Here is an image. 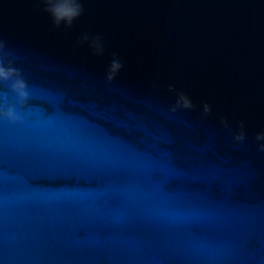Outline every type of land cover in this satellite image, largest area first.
Wrapping results in <instances>:
<instances>
[{"label":"water","instance_id":"95a60500","mask_svg":"<svg viewBox=\"0 0 264 264\" xmlns=\"http://www.w3.org/2000/svg\"><path fill=\"white\" fill-rule=\"evenodd\" d=\"M80 3L0 0V264H264V0Z\"/></svg>","mask_w":264,"mask_h":264},{"label":"clouds","instance_id":"9594fccd","mask_svg":"<svg viewBox=\"0 0 264 264\" xmlns=\"http://www.w3.org/2000/svg\"><path fill=\"white\" fill-rule=\"evenodd\" d=\"M43 3L46 5V11L50 14L53 23L56 26L63 24L66 28L71 27L73 22L83 13V7L81 6L80 0H43ZM81 42H89V36L87 33H84L81 36ZM90 47L94 54L103 55V38L100 35L95 36L90 41ZM5 49V42L0 38V84H5L10 87L11 91L15 93L17 102L23 105L29 98V86L22 71L14 65L12 59H7V63H5V59L7 58ZM122 68L123 64L121 60L114 55L107 69L106 79L112 81ZM193 106L191 97L185 92L179 91L172 111H176L178 108L191 109ZM203 111L204 113H209L211 111V105L205 103L203 105ZM0 118H6L12 123L20 120L15 104L8 103V97L3 92H0ZM222 122L225 126L228 125L227 120H223ZM234 138L236 141L241 142L245 140L246 133L244 131L243 122H241L240 131L236 133ZM256 141L258 142L259 150L264 151V131L257 133Z\"/></svg>","mask_w":264,"mask_h":264},{"label":"snow or ice","instance_id":"6c2138e0","mask_svg":"<svg viewBox=\"0 0 264 264\" xmlns=\"http://www.w3.org/2000/svg\"><path fill=\"white\" fill-rule=\"evenodd\" d=\"M33 98H35L36 99V97L35 96H32ZM49 106V105H48ZM44 109V108H43ZM44 111H45V109H44Z\"/></svg>","mask_w":264,"mask_h":264}]
</instances>
